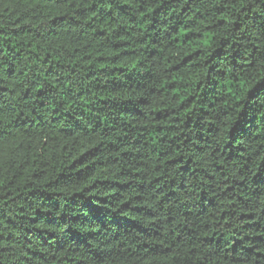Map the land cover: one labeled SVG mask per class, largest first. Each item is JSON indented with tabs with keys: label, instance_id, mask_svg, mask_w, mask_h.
Listing matches in <instances>:
<instances>
[{
	"label": "trees",
	"instance_id": "trees-1",
	"mask_svg": "<svg viewBox=\"0 0 264 264\" xmlns=\"http://www.w3.org/2000/svg\"><path fill=\"white\" fill-rule=\"evenodd\" d=\"M0 264H264V0H0Z\"/></svg>",
	"mask_w": 264,
	"mask_h": 264
}]
</instances>
